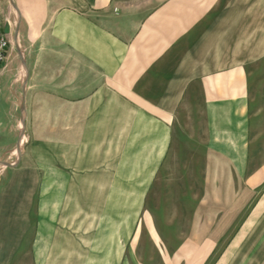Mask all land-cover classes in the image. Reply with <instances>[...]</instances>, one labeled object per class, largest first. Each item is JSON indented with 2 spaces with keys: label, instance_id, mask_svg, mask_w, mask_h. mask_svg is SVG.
Segmentation results:
<instances>
[{
  "label": "crops",
  "instance_id": "crops-1",
  "mask_svg": "<svg viewBox=\"0 0 264 264\" xmlns=\"http://www.w3.org/2000/svg\"><path fill=\"white\" fill-rule=\"evenodd\" d=\"M14 3V22L0 10L29 75L24 84L13 76L10 68L16 61L9 49L0 66V161L19 159L13 149L25 96L30 111L34 98L46 96L52 99L48 113L61 114V124L51 122L48 127L61 128L63 160L65 155L81 160L89 144L87 130L117 127L119 114H127V122L133 123L127 127L140 134L128 151L143 158L150 155V145H159L162 158L189 162L193 177L221 178L230 161L253 160L254 191L258 186L260 193L250 215L244 186L231 195L218 180L210 190L190 186V192L211 197L177 202L194 210L191 216L141 222L135 244L130 242L133 223L127 222L117 239L118 251L124 250L125 264H264V127L262 116H254L262 108L264 0ZM43 65L44 70L39 67ZM249 103L254 113L250 116ZM49 141L47 152L53 153L50 144L55 139ZM247 145L253 146L249 156ZM66 174L63 169L61 175ZM26 176L27 170L19 168L1 172L2 179H8L0 188L3 264H34L36 257L35 250L22 247L34 237L27 213L34 185ZM176 186L167 191L171 187L176 192ZM80 233L76 253L62 249L61 259L51 253L46 264H71L73 255L78 264H87L86 234ZM118 251L97 254L94 249L88 264H102L99 255L111 256L104 264H118Z\"/></svg>",
  "mask_w": 264,
  "mask_h": 264
},
{
  "label": "rangeland",
  "instance_id": "rangeland-1",
  "mask_svg": "<svg viewBox=\"0 0 264 264\" xmlns=\"http://www.w3.org/2000/svg\"><path fill=\"white\" fill-rule=\"evenodd\" d=\"M0 8L2 13L8 15L14 22V0H0ZM10 39L12 45L9 55L16 61L10 70L13 76H17L24 84L29 73L27 66L20 64L18 44L13 31ZM39 67L45 69L44 65ZM42 77L44 82L45 74ZM262 93L261 112L254 116H262L264 127V82ZM33 101L34 105L30 111L25 96L18 138L13 149L19 159H10L9 163L0 161V188L7 184L8 179L3 180L1 177V172L7 170V167L27 170L25 178L33 182L34 188L30 195L32 207L27 213L32 216L31 229L34 237L32 242L24 241L22 247L36 251L34 264H46L51 253L55 259H61L62 249L68 254L76 253L80 248L79 231H82L80 237L86 234L87 264L93 259L89 254L94 249L97 254H111L120 250L117 239L124 234L127 222L133 223L134 234L130 242L135 244L140 237L141 222L150 223L152 219L156 220L158 217L191 216L194 210L181 208L177 202L201 201L211 197L212 193L190 192V186L197 187L198 190L204 187L210 190L215 186L213 182L218 180L222 181L220 184L224 188H230V195L237 186H244L247 204L245 211L247 215L252 213L254 202L260 193L258 186L256 187L258 190L254 191L253 160L230 161L228 173L225 171L227 175L221 178L193 177L190 175L189 162L168 161L162 158L159 145H150V155H144L143 158L139 153L128 151L130 143L140 141V134H136V129L127 127L128 124H133L127 122L128 118L125 117L127 114H119L117 127L87 130L86 141L89 144L85 145L81 160L67 159L68 155H65L66 159L63 160L60 145L61 128L48 127L51 122L61 124V114L48 113L47 102L51 104V98L40 96ZM252 107L253 105L249 103V116L254 114ZM1 119L0 111V121ZM249 124H252L251 120ZM2 140L7 141L8 138L4 136ZM48 141L54 144L53 146L50 144L53 153L51 150L47 152ZM138 145L140 149L142 145ZM252 148L253 146H246L247 156L253 151ZM137 157L140 159H135ZM198 164L200 169L201 163ZM63 169L68 171V175H61ZM142 169L144 173L140 172ZM72 172H79L81 175H69ZM173 184L177 185L175 188L177 191L172 192L171 187L170 191H167L168 186ZM131 187L134 189L127 190ZM262 190L264 191V182ZM108 231H112L110 236L102 235ZM116 243L117 248L114 249ZM118 252H121L118 264H125L124 250ZM70 259L71 264H78V256H70ZM110 259L111 256L97 257L102 264ZM0 264L3 262L0 261Z\"/></svg>",
  "mask_w": 264,
  "mask_h": 264
},
{
  "label": "built area",
  "instance_id": "built-area-1",
  "mask_svg": "<svg viewBox=\"0 0 264 264\" xmlns=\"http://www.w3.org/2000/svg\"><path fill=\"white\" fill-rule=\"evenodd\" d=\"M5 18L1 14L0 10V66L4 63V61L7 58L8 51L11 47V34H12V29L10 34H6L3 30L4 23H5ZM7 22L8 19H7Z\"/></svg>",
  "mask_w": 264,
  "mask_h": 264
},
{
  "label": "water",
  "instance_id": "water-1",
  "mask_svg": "<svg viewBox=\"0 0 264 264\" xmlns=\"http://www.w3.org/2000/svg\"><path fill=\"white\" fill-rule=\"evenodd\" d=\"M3 30H4V32H5L6 34H10V33H11V26H10L9 22H6V23L4 24Z\"/></svg>",
  "mask_w": 264,
  "mask_h": 264
}]
</instances>
